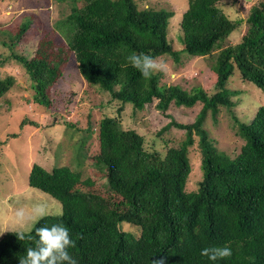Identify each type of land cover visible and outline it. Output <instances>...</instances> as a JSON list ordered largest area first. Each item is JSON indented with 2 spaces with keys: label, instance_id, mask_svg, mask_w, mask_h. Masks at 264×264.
Returning a JSON list of instances; mask_svg holds the SVG:
<instances>
[{
  "label": "trees",
  "instance_id": "trees-1",
  "mask_svg": "<svg viewBox=\"0 0 264 264\" xmlns=\"http://www.w3.org/2000/svg\"><path fill=\"white\" fill-rule=\"evenodd\" d=\"M56 1L70 6L69 14L55 22V27L65 36L79 72L89 83L136 109L155 99L162 111L171 103L191 107L201 102L203 106L192 123L172 120L162 128L186 130L185 139L164 157L146 148L143 136L135 130L123 129L112 117L101 120L100 158L112 193L122 197L117 207L108 205L110 201L94 200L99 195L79 194L80 173L64 167L49 173L35 165L29 185L57 199L62 215L49 214L34 225L31 240L27 233L23 241L15 232L4 234L0 264H19L27 248L36 247L35 227L53 224L70 230L75 247L69 252L78 264H152L160 258L165 264H264V105L248 123L233 114L245 140L233 158L215 146L203 126L208 111L215 116L220 105L234 106L231 95L236 91L226 84L235 73L264 91V0L253 5L245 19L235 20L220 7L226 0H189L180 20L181 50L166 38L174 15L170 10L140 9L135 0ZM245 23L248 28L241 42L222 47L230 33ZM26 30L25 23L22 32ZM216 48L220 51L213 64L217 74L213 94L200 86L186 91L177 84L161 85V73L145 79L127 60L132 53H144L153 58L167 54L178 61L184 51L204 56ZM38 54L29 58L12 53L11 57L28 71L36 102L49 105L45 90L57 80L58 63L42 48ZM14 84L13 76L0 78V98ZM196 141L202 178L196 190L187 192L188 153ZM124 203L127 209L121 208ZM122 221L140 223L141 234L122 230ZM214 246L230 247L232 256L211 261L201 255L204 248Z\"/></svg>",
  "mask_w": 264,
  "mask_h": 264
},
{
  "label": "rangeland",
  "instance_id": "rangeland-1",
  "mask_svg": "<svg viewBox=\"0 0 264 264\" xmlns=\"http://www.w3.org/2000/svg\"><path fill=\"white\" fill-rule=\"evenodd\" d=\"M135 1L140 9L172 11L174 15L170 18L166 38L176 50L183 49L180 20L189 0ZM260 1L263 0H226L220 7L233 20L245 19L250 8ZM69 12L67 2L56 0H0V78H15L14 86L0 98V238L13 230L26 232V228L16 222L15 213L20 208L31 211L36 205H44L50 214L62 212V204L57 199L29 185V175L35 165L49 173L60 167L80 173L79 194L99 195L101 198L94 200H103L106 204L110 201L108 205L117 207L122 197L112 193L105 162L100 158L99 127L103 118L112 117L123 129L135 130L143 136L146 148L164 157L170 148L178 147L185 139L186 130L171 126L161 131L162 128L172 120L192 123L203 106L201 102L191 107L171 103L162 111L155 99L145 108L136 109L130 103L113 99L111 93L99 85L89 83L79 72L76 55L65 36L55 27V22ZM25 23L27 30L22 32ZM247 28L245 23L230 33L222 47L240 43ZM41 48L58 63L57 80L45 90L49 105L36 102L34 82L28 71L11 57L12 53H17L32 58L39 55ZM219 51L216 48L204 56L184 51L178 61L167 54L156 57L168 67L167 73L160 75V84H177L186 91L200 86L208 94L215 93L217 74L213 64ZM226 87L236 91L231 95L234 106L229 109L220 105L215 116L208 111L203 126L215 146L233 158L245 143L233 114L243 122H250L264 105V91L236 73L229 78ZM188 157L191 172L187 192L196 190L202 178L197 141L189 148ZM111 195L115 199H108ZM120 206L128 208L126 203ZM120 228L139 236L142 225L122 221Z\"/></svg>",
  "mask_w": 264,
  "mask_h": 264
},
{
  "label": "clouds",
  "instance_id": "clouds-1",
  "mask_svg": "<svg viewBox=\"0 0 264 264\" xmlns=\"http://www.w3.org/2000/svg\"><path fill=\"white\" fill-rule=\"evenodd\" d=\"M132 67L140 71L145 79H150L156 73H167L168 67L163 61L153 58L144 53H132L127 57ZM50 213L44 205H36L31 211L20 208L16 211V222L25 231L16 232L18 238L23 241L26 238L31 240L32 227L37 225ZM62 215V213H56ZM36 236L39 238L36 247H28L26 255L20 257L19 264H78L77 260L70 254L69 249L75 247V241L70 236V230L62 224L44 225L35 227ZM201 255L208 257L211 261L223 260L232 256V250L228 246L208 247L201 251ZM152 264H165V259H153Z\"/></svg>",
  "mask_w": 264,
  "mask_h": 264
}]
</instances>
